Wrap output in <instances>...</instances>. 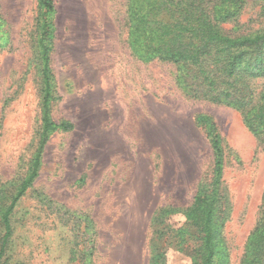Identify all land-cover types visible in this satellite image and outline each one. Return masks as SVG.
<instances>
[{
	"label": "rangeland",
	"instance_id": "rangeland-1",
	"mask_svg": "<svg viewBox=\"0 0 264 264\" xmlns=\"http://www.w3.org/2000/svg\"><path fill=\"white\" fill-rule=\"evenodd\" d=\"M53 1L49 115L74 128L49 134L1 264H149L152 217L160 210L166 226L180 227L210 181L209 130L224 151L218 255L238 264L259 215L264 142L236 109L184 94L172 64L131 54L124 0ZM258 8L248 0L241 20L256 26ZM42 10L38 0H0V207L27 173L41 130ZM163 252V264H190L177 249Z\"/></svg>",
	"mask_w": 264,
	"mask_h": 264
},
{
	"label": "trees",
	"instance_id": "trees-1",
	"mask_svg": "<svg viewBox=\"0 0 264 264\" xmlns=\"http://www.w3.org/2000/svg\"><path fill=\"white\" fill-rule=\"evenodd\" d=\"M38 3L43 9L37 21L36 40L42 86L41 130L27 173L10 200L0 207V264L13 233L12 212L38 176L49 134L74 128L73 122H55L49 115L53 81L49 55L54 37L51 15L56 10L53 0ZM247 3L248 0H124L121 20L124 40L136 59L172 64L176 83L184 94L236 109L248 130L264 142V0H251L252 5H259L256 26L240 18ZM207 135L213 157L210 181L198 187L191 205L183 209L186 221L180 227L166 226L160 210L152 217L157 228L153 231L156 242L149 264H163L165 247L185 253L190 264H222L218 255L222 228L218 203L224 151L218 132L209 130ZM70 254L76 257L73 248ZM238 264H264V188L259 215L246 237Z\"/></svg>",
	"mask_w": 264,
	"mask_h": 264
}]
</instances>
